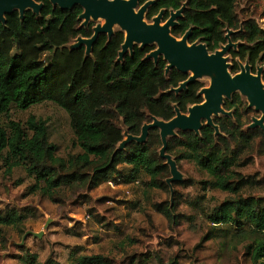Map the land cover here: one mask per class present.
Instances as JSON below:
<instances>
[{
    "label": "trees",
    "instance_id": "16d2710c",
    "mask_svg": "<svg viewBox=\"0 0 264 264\" xmlns=\"http://www.w3.org/2000/svg\"><path fill=\"white\" fill-rule=\"evenodd\" d=\"M36 1L43 4L38 15L29 10L21 20L14 12L6 15L5 24L0 23V115H8L12 106L25 111L51 102L68 115L81 153L67 159L57 157L47 123L35 116L25 124L9 120L8 129L0 126V160L6 173L23 168L35 179L34 192L55 204L65 201L67 191H89L99 182L118 179L115 177L126 185L144 177L149 189L167 190L169 167L159 157L162 144L157 129L149 131L145 143L131 142L124 150H115L125 131L139 136L151 117L169 121L175 117V105L185 113L187 106L199 103L201 83L189 85L180 94H168L188 76L176 70L165 75L166 63L161 58L157 64L144 60L148 48L135 47L133 55L128 53L116 62L124 39L119 31L110 40L100 35L88 57L85 47L70 50L69 45L78 37L92 36V26L80 27L82 9L62 11L53 8L49 0ZM184 2L181 32L195 27L190 42L201 39L214 51L226 43L224 30L229 29L235 32L232 42L241 44L234 55L264 65V29L254 18L258 8L254 2L249 4L251 13L248 6L241 9L238 0H165L164 5L178 9ZM245 114H236L234 121L225 117L215 120L224 135L217 138L206 126L199 135L177 132L168 140L167 153L176 164L186 160L209 177L202 181L204 189L230 194L208 212L207 219L214 232L220 226L229 227L240 239H250L246 249L252 264H264V197L243 195L250 178L239 171L252 155L264 156V131H245L243 128L250 124L249 115L243 122ZM123 165L128 169L126 175L119 169ZM178 204L174 200L171 206L162 203L155 209L177 225L174 213ZM21 221L14 212H0V237L4 227H20ZM227 233L225 230L224 235ZM20 260L22 264H41L36 255ZM107 262L102 255H84L72 264ZM43 264L59 263L48 259ZM136 264H147V260L139 259ZM167 264L179 263L173 258Z\"/></svg>",
    "mask_w": 264,
    "mask_h": 264
},
{
    "label": "rangeland",
    "instance_id": "374dc122",
    "mask_svg": "<svg viewBox=\"0 0 264 264\" xmlns=\"http://www.w3.org/2000/svg\"><path fill=\"white\" fill-rule=\"evenodd\" d=\"M250 2L258 7L254 18L264 29V0H238L240 8L248 6L251 13ZM200 81L209 85L207 78ZM31 116L47 123L49 141L56 147L57 157L67 159L81 153L68 115L51 102L25 111L12 106L8 115H0V126L8 129L9 120L25 124ZM177 167L183 181L172 184L173 193L170 188L149 189L144 177L129 185L115 177L118 179L99 182L89 191H67L65 201L55 204L34 192L35 179L23 168L7 174L0 160V212H14L22 218L20 227L2 229L0 264H22L20 258L26 260L32 255L41 264L48 259L72 264L84 255H102L108 264H136L139 259L147 260V264H167L173 258L179 264H252L246 249L252 241L240 239L229 227L220 226L214 232L207 219L208 212L230 194L204 189L202 181L209 177L201 175L193 163L183 160ZM119 169L126 175L125 165ZM239 171L250 178L243 195L264 197V156L252 155ZM169 177L168 171L166 178ZM174 200L179 201L174 213L177 225L155 209L162 203L171 206ZM208 234L214 235L204 241Z\"/></svg>",
    "mask_w": 264,
    "mask_h": 264
},
{
    "label": "water",
    "instance_id": "95a60500",
    "mask_svg": "<svg viewBox=\"0 0 264 264\" xmlns=\"http://www.w3.org/2000/svg\"><path fill=\"white\" fill-rule=\"evenodd\" d=\"M53 8L62 11H71L75 7L82 9L78 16V21L82 26H87L90 21L97 22L102 20V25H97L93 29L91 38L78 37L69 49H79L85 46L86 56H90L92 45L96 42L100 34H106L108 38L113 35L114 27H118L124 33V42L118 53L116 62H121L126 54H133V48L138 46L140 49L146 46H155L156 49L145 56L144 60L157 62L159 57L167 63L166 75L172 69L189 75L188 79L177 88H171L169 93L179 94L187 87L203 78L209 79V86L200 91L204 102L199 105L190 106L186 113H182L175 105V117L169 121H163L156 117H151V123L144 124L139 136L123 133L124 140L119 143L115 152L122 151L131 142L143 144L146 142L149 131L157 129L161 139L162 147L159 150V157L165 161L169 167L170 177L166 179L171 193L173 183H181L183 176L178 170L177 164L171 155L167 153L168 140L177 136V132H193L199 135L202 121L215 131V136L220 135L219 129L212 122V117L224 115L231 116L222 108L223 99H230L234 93H239L246 98L248 107L253 108L256 113H260L259 119L253 118L248 129L264 131V85L261 82L260 74L256 77L249 72V67L242 68V72L232 76L228 69L227 53L230 48H235L229 36L235 32L227 30L228 43L220 50L210 54L203 44H187L190 36L188 31L181 40H176L170 35V26H174L175 20L182 16L186 4L181 9L172 13L171 18L164 26H159V18L154 20L152 25L144 21V14L148 6L154 2H146L138 8V0H49ZM43 8L42 3L36 0H0V23L5 24L6 15L18 12L20 19L24 18L26 11H32L38 15ZM237 33V32H236ZM29 232L25 234L28 235ZM40 238V234H33ZM24 236V238H25ZM23 238V239H24Z\"/></svg>",
    "mask_w": 264,
    "mask_h": 264
},
{
    "label": "flooded vegetation",
    "instance_id": "af4514ba",
    "mask_svg": "<svg viewBox=\"0 0 264 264\" xmlns=\"http://www.w3.org/2000/svg\"><path fill=\"white\" fill-rule=\"evenodd\" d=\"M149 1H153L154 3L152 4V5H150V6H148V8L146 9V11H145V16H144V21L148 24V25H152L153 23H154V20L156 19V18H159V26H164L168 21H169V19L171 18V15H172V13H175L176 11H178L179 9H181L182 8V6L184 5V4H186L185 2L184 3H182L181 4V6L178 8V9H173V8H167L165 5H164V3H165V0H138V8L137 9H139V8H141L146 2H149ZM185 9H186V7H185ZM185 9L183 10V12H182V16L180 17V18H177L176 20H175V25L174 26H170V35L172 36V37H174L176 40H181L183 37H184V35L188 32V31H190V36L187 38V44L188 45H191V44H195V43H197V44H203V45H205V47H206V49L208 50V52L210 53V54H212V53H214V52H216V51H218V50H220L221 49V47L222 46H224V45H226L227 43H228V38L226 37L227 36V30H229V29H225L224 31H225V35H224V39L226 40V43H224V44H221L220 46H219V48L218 49H216V50H214V51H210L209 49H208V47H207V45L205 44V43H203L202 41H201V39H196L195 41H193V42H190V38H191V36H192V33H193V31H194V29H195V27L194 26H190V27H188L186 30H184V31H182L181 32V23H180V21L183 19V13H184V11H185ZM99 21V20H98ZM97 21V22H98ZM104 23V22H103ZM97 25H99V24H96V25H94L93 24V21H90L89 23H88V25L87 26H82V22L80 21V27L81 28H85V29H87L89 26H92V36H93V29H94V27H96ZM100 25H102V24H100ZM117 31H119V32H121V33H123L118 27H114V29H113V35H114V33L115 32H117ZM100 35H105L106 37H107V39L108 40H110L112 37H113V35L110 37V38H108V36L106 35V34H100ZM99 35V36H100ZM234 35V34H233ZM233 35H231V36H229V39L232 41V36ZM91 36V37H92ZM98 36V37H99ZM91 37H89V38H91ZM123 37H124V33H123ZM82 38H84V37H82ZM86 39H88V38H86ZM98 39V38H97ZM97 41V40H96ZM74 42V41H73ZM72 42V43H73ZM123 42H124V39H123ZM71 43V44H72ZM233 44H237L236 45V47L235 48H230L229 49V51H228V53H227V57H228V64H229V69H228V71H229V73L232 75V76H235V75H238V74H240L241 72H242V68H245L246 66H248L249 67V72H250V74L252 75V76H254V77H256L257 75H258V73L260 74V78H261V82H262V84L264 85V65H262V63L261 62H255V64H253L249 59H240L239 57H237V56H235L234 55V52H236L237 50H239V48H240V43H238V42H232ZM95 44V43H94ZM93 44V45H94ZM123 44V43H122ZM93 45H92V47H93ZM122 46V45H121ZM82 47H85V46H82ZM135 47H138V46H135ZM134 47V48H135ZM134 48H133V50H134ZM139 48V47H138ZM146 48H148V49H150V51L146 54V55H148L149 53H151L152 51H154L155 49H156V47L155 46H146L145 48H142V49H146ZM140 49V48H139ZM141 49V50H142ZM85 50H86V48H85ZM120 52V51H119ZM91 53H92V49H91ZM91 53H90V55H91ZM86 55V54H85ZM133 55V54H132ZM162 59L163 60V58L162 57H159L158 58V60L159 59ZM158 60H157V62H158ZM117 61V60H116ZM164 61V60H163ZM154 62V61H153ZM157 62L155 63V64H157ZM165 62V61H164ZM166 63V62H165ZM166 66H167V63H166ZM165 70H166V67H165ZM172 70H175V69H172ZM172 70H170L169 72H168V74L172 71ZM167 74V75H168ZM165 75H166V73H165ZM185 75H187V74H185ZM188 77H189V75H187ZM188 77H187V79H188ZM186 79V80H187ZM185 80V81H186ZM209 80V79H208ZM196 82H200L201 83V85H202V87L198 90V92H197V97H199L200 98V102L199 103H196V104H193V105H189V106H187V108L188 107H190V106H194V105H199V104H202L203 102H204V98H203V96L202 95H200V91L203 89V88H206V87H208V86H204L203 85V83L199 80V81H196ZM196 82H194V83H196ZM193 83V84H194ZM210 83V82H209ZM181 84V83H180ZM179 86V85H178ZM177 88V87H176ZM184 91H187V89L186 90H184ZM183 92V91H182ZM181 93V92H180ZM179 93V94H180ZM187 108H186V111H187ZM222 108L227 112V113H231V116H224V115H219V116H214V117H212V122H213V124L215 125V126H217L218 127V129H219V132H220V135H218V136H215V131H214V137L215 138H217V137H219V136H224L222 133H221V131H220V128H219V126L218 125H216L215 124V120H218V119H220V118H228L229 120H232V121H234V118H235V116H236V114H238V113H244V112H246V114L243 116V122L244 123H246V121H247V116L249 115V117H250V124L252 123V120H253V118H257V119H259L260 117H261V114L260 113H256L255 112V110L253 109V108H249L248 107V102H247V100H246V98L245 97H243L241 94H239V93H234V94H232L231 95V97H230V99H227V98H224L223 99V103H222ZM183 113V112H182ZM186 113V112H185ZM255 115H258V117H255ZM249 124V125H250ZM249 125H247V126H245L243 129L246 131L247 129H248V126ZM204 126H206V127H208L207 125H206V121L204 120V121H202V127H201V129L204 127ZM201 129H200V131H201ZM256 129H259V128H256ZM199 134H200V132H199Z\"/></svg>",
    "mask_w": 264,
    "mask_h": 264
}]
</instances>
